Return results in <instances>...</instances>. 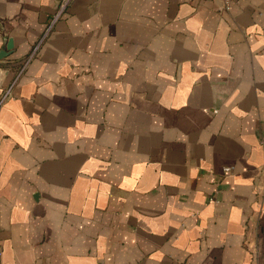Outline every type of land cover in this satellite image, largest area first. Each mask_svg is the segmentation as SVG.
<instances>
[{"label":"crops","instance_id":"1","mask_svg":"<svg viewBox=\"0 0 264 264\" xmlns=\"http://www.w3.org/2000/svg\"><path fill=\"white\" fill-rule=\"evenodd\" d=\"M58 1L0 0V264H264V0Z\"/></svg>","mask_w":264,"mask_h":264},{"label":"built area","instance_id":"2","mask_svg":"<svg viewBox=\"0 0 264 264\" xmlns=\"http://www.w3.org/2000/svg\"><path fill=\"white\" fill-rule=\"evenodd\" d=\"M73 1L74 0H59L58 1L56 10L51 19V24L66 13L67 9L73 3ZM233 1L234 0H223L225 9H228L230 7V4ZM229 170H230L229 167L224 168V172H228Z\"/></svg>","mask_w":264,"mask_h":264},{"label":"water","instance_id":"3","mask_svg":"<svg viewBox=\"0 0 264 264\" xmlns=\"http://www.w3.org/2000/svg\"><path fill=\"white\" fill-rule=\"evenodd\" d=\"M13 48V42L11 39H8L4 46L0 49V60L9 55ZM7 74V71L0 69V78L4 77Z\"/></svg>","mask_w":264,"mask_h":264}]
</instances>
